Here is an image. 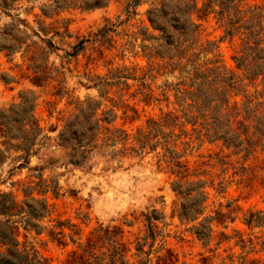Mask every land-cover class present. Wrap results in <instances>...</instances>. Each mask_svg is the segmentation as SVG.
<instances>
[{
	"label": "rangeland",
	"instance_id": "374dc122",
	"mask_svg": "<svg viewBox=\"0 0 264 264\" xmlns=\"http://www.w3.org/2000/svg\"><path fill=\"white\" fill-rule=\"evenodd\" d=\"M160 1L108 0L83 7V0H8L0 6V42L15 35L24 39L12 51L0 49V230L11 225L18 250L35 253L40 264H69L100 227L116 230L129 248L125 259L135 262L133 247L149 224L158 231L153 248L162 243L173 254L171 264H264L261 145L246 152L243 142L227 147L220 140L195 139L185 124L187 135L170 147L186 169L182 184L201 181L204 192L201 213L187 220L177 214L183 197L172 182L179 177L164 161L163 147L139 150L135 142L148 119L180 113L172 91H166L167 99L161 94L177 72L165 73L154 60L151 76L140 78L148 66L140 44L150 43L142 41L143 29L157 33L146 11ZM205 1L194 0L189 15L198 25L197 43L211 47L234 77L221 113L243 139V85L248 94L254 87L234 59L239 37H223ZM253 6L263 7L264 0H241L239 9ZM88 104L96 108L99 128L83 146L84 160L74 164L71 153L83 147L72 132ZM172 132L179 133L178 127ZM124 134L126 140H118ZM201 220L210 224L206 239L192 229ZM5 247L0 241V253Z\"/></svg>",
	"mask_w": 264,
	"mask_h": 264
},
{
	"label": "trees",
	"instance_id": "16d2710c",
	"mask_svg": "<svg viewBox=\"0 0 264 264\" xmlns=\"http://www.w3.org/2000/svg\"><path fill=\"white\" fill-rule=\"evenodd\" d=\"M7 1L1 0L0 6H6ZM107 2L108 0H83L81 6H101ZM240 2L241 0H206L203 6L215 14L223 27V37L232 38L237 35L241 41L239 55H235L234 59L237 67L243 69V79L254 87L253 92L248 94L243 85V124L239 122L243 128V139L232 132L229 118L221 113L228 106V91L235 87L234 77L226 72L218 54L213 53L211 47H202L197 43L198 25L189 15L195 5L194 0H161L146 11L148 24L157 33H148L147 28L143 29L142 41L148 40L150 43L140 44V51L148 61L140 78L151 76L150 72L155 68L152 64L154 60L160 61L158 68H164L165 73L177 72L176 81L165 80L161 94L167 99L166 91H172L176 110L180 113L168 112L158 119H148L145 130L136 132L135 142L139 150L145 146L151 150L158 145L163 147L164 161L170 164V172L179 177L172 182V188L183 197L177 213L180 219H196L201 213L200 205L204 195L199 190L201 181L182 184L181 178L186 169L178 160L179 154L170 147L181 135H187L183 129L185 124L192 126L195 139L220 140L227 147H239L243 142V150L246 152H250L256 145L264 148V6L241 10ZM109 28L104 27V31ZM6 40L7 37H4V41L0 42V49L12 51L24 42L22 37L16 35ZM34 67L37 68L38 65L35 63ZM140 85L143 87L145 83L141 80ZM143 93L145 98L151 97L147 90ZM95 110L91 104L80 108L82 116L79 128L72 132L77 136L78 147L88 145L99 128V119L93 117ZM78 115L74 116V121L78 119ZM17 120H23V117ZM175 126L179 131L177 134L172 132ZM70 128V123H67L65 130ZM63 134L64 131L60 133L61 136ZM125 136L118 137V140H126ZM110 141L114 142V139L111 138ZM84 147L79 153H71L69 161L80 164L85 158ZM7 221L6 219L4 223ZM207 221L201 220L196 226H192L199 239L209 236L211 228ZM249 221L250 219L247 220ZM157 235L158 231L149 224L147 232L136 240L133 247L132 254L137 257L136 261L128 263L125 256L129 248L119 241L117 231L100 227L81 245L79 253L71 254L69 264H171L173 254L162 243L153 248ZM0 241L6 245L5 251L0 253V264H40L35 253L18 250V241L11 225L0 230ZM145 246L148 248L145 249ZM152 253H156L154 259L150 256Z\"/></svg>",
	"mask_w": 264,
	"mask_h": 264
}]
</instances>
